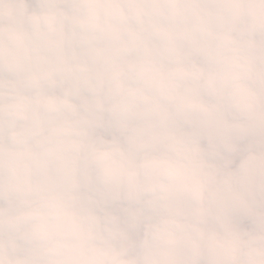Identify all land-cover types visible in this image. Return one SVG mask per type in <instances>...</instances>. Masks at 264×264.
Masks as SVG:
<instances>
[{
	"label": "clouds",
	"instance_id": "clouds-1",
	"mask_svg": "<svg viewBox=\"0 0 264 264\" xmlns=\"http://www.w3.org/2000/svg\"><path fill=\"white\" fill-rule=\"evenodd\" d=\"M0 264H264V0H0Z\"/></svg>",
	"mask_w": 264,
	"mask_h": 264
}]
</instances>
